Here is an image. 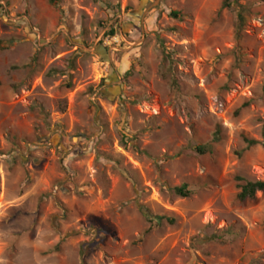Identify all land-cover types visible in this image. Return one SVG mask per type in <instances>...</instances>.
Returning a JSON list of instances; mask_svg holds the SVG:
<instances>
[{"label": "rangeland", "instance_id": "rangeland-1", "mask_svg": "<svg viewBox=\"0 0 264 264\" xmlns=\"http://www.w3.org/2000/svg\"><path fill=\"white\" fill-rule=\"evenodd\" d=\"M223 1L0 0V264H264V0Z\"/></svg>", "mask_w": 264, "mask_h": 264}, {"label": "trees", "instance_id": "trees-1", "mask_svg": "<svg viewBox=\"0 0 264 264\" xmlns=\"http://www.w3.org/2000/svg\"><path fill=\"white\" fill-rule=\"evenodd\" d=\"M239 1L240 0H224L222 2V9L224 8H230L231 6L235 5H239ZM171 17L178 19L179 15L177 13H171L170 14ZM243 19L242 17V13L238 12V20L239 22H241ZM114 30L110 29L108 36L113 37L114 36ZM245 142L249 145V146H254L257 144V142L252 141V140H246ZM196 152L200 155L205 153V149L203 148H196ZM237 181L240 182V184L238 185V189H239V193L236 196V199L239 202H245L247 200H254L256 195L258 193H264V181H257V182H249V181H244L241 178H237ZM174 193L181 197V198H188L190 196V193L187 192V186L183 185L179 188H175L174 189Z\"/></svg>", "mask_w": 264, "mask_h": 264}]
</instances>
